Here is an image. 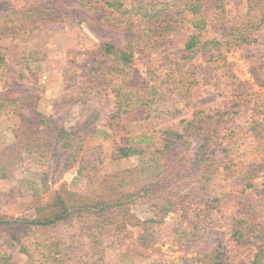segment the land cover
<instances>
[{
    "label": "rangeland",
    "instance_id": "obj_1",
    "mask_svg": "<svg viewBox=\"0 0 264 264\" xmlns=\"http://www.w3.org/2000/svg\"><path fill=\"white\" fill-rule=\"evenodd\" d=\"M260 1L261 12H255L259 22L264 21V0ZM46 5L55 9L57 19L42 21L36 30L25 33L15 17L23 0H0V47L8 61L5 77L0 79V95L16 99L18 106L27 98H34L24 104H35L39 113L56 120L76 136L78 146L84 143L79 161L90 156V160L103 162L92 163L81 173L80 163L61 171L53 155L16 165L8 180H0V217L35 218L34 203L39 198L48 200L60 193L74 218L50 231L48 237L61 243L63 264H212L213 250L219 245L225 253L224 264H251L255 253L253 239L247 236L238 243L232 239V229L250 205L258 222L264 224V140H252L247 133L255 106L264 105V24L256 33L257 43L225 53L230 79L222 78L220 70L213 71L212 64L205 65L198 60L195 63L202 83L194 88L191 97L178 100L165 90L156 97L162 98L151 105L148 118L145 104L152 98L144 88L153 77L148 67L152 58L139 55L136 67L129 71L127 78L137 90L135 104L129 114L114 119L116 99L111 83L121 84L123 76H111L108 83L100 84L89 82V71L93 58L100 54L99 45L112 44L117 49H125L131 42V32L100 21L83 6L82 0H38L36 8ZM8 14L11 18L7 20L1 17ZM236 16L247 20L246 13L239 12ZM186 36L181 35L169 50L177 54L178 60ZM28 52L45 57L26 65L22 57ZM256 72L262 85L256 82ZM238 83L245 84L240 92L233 86ZM242 91L248 97H241ZM198 111L212 116L220 113L212 120V126L225 138L224 143L234 134H240L235 138L240 143L239 160L258 167L255 188L244 191L241 183L224 182L222 189L218 187L215 193H206L202 190L203 184H194L195 197L188 202V210L201 212L207 207L210 214L197 243H185L180 238V227L187 224L182 209L169 213L165 222L155 224L151 223L154 214L150 207L138 203L130 209L145 226H130L122 237L106 236L94 248L95 244L88 239L92 224L89 220L82 222L77 215L82 201H98L102 193L109 194L106 177L126 170H139V187L158 182L162 176L161 162L152 154L162 149L161 132H182ZM14 124L12 115H0V152L14 143ZM121 147L146 149L149 155L117 160L116 151ZM215 152L221 157L219 146ZM219 181L214 183L218 185ZM206 194L217 200L211 208L206 203ZM98 248L100 252L96 253ZM4 254L11 257L10 264H27L8 233L0 229V256Z\"/></svg>",
    "mask_w": 264,
    "mask_h": 264
},
{
    "label": "trees",
    "instance_id": "obj_2",
    "mask_svg": "<svg viewBox=\"0 0 264 264\" xmlns=\"http://www.w3.org/2000/svg\"><path fill=\"white\" fill-rule=\"evenodd\" d=\"M37 1L23 0V6L17 8L16 23H21L25 33L36 30L42 21L57 19L54 8L49 5L36 8ZM82 2L100 21L131 32V42L125 49H117L112 44L99 45L100 54L93 58L89 71V82L97 81L100 84L108 83L111 76H123L121 84L111 83L114 85L112 94L116 99L114 119L129 114L135 104L137 90L127 78L130 77L129 71L132 72L136 67L139 55L144 54L152 58L148 61V67L153 77L150 78V85L144 88L152 98L145 104L148 118L151 105L162 98L160 96L156 99L165 90L171 92L178 100L191 97L194 88L202 83L198 79L200 73L195 63L198 60L205 65L212 64L213 71L220 70L222 78L230 79V71L226 72L225 53L242 50L257 43L256 33L262 30L264 24V21H258L255 14L257 10L260 11V0ZM239 12L246 13L247 20L238 18L236 14ZM9 15L1 17L7 20L11 16ZM231 15L234 17L230 19ZM184 33L187 36L183 39L181 57L178 60L177 54L169 50ZM44 57V54L28 52L23 55L22 60L28 65L30 62L42 61ZM7 62V57L0 47V79L5 77L4 74L8 70ZM255 78L258 84H263L257 72ZM244 85L233 84L239 92ZM242 92L241 97H248ZM30 98L31 101L35 100ZM30 98L18 106L16 99L0 95V115H12L15 120V141L0 152V180H8L10 171L20 163L41 161L52 155L61 171L80 163L81 173L92 163L103 162L101 159L90 160V156H84L79 161L84 143L78 146L76 136L56 120L39 113L34 103L31 106L25 105V101L29 102ZM22 105H25V108ZM234 106L239 107V104L234 103ZM218 116L220 113L212 116L204 115L200 111L194 112L193 119L186 124L182 132H161L162 149L152 154L159 157L161 162L162 176L158 182L139 187V170L134 168L106 177V185L111 195L102 193L98 201H82L76 214L82 222L89 220V224H92L88 228V239L95 244L94 248L106 236L122 237L130 226H145L130 209L138 203L150 207L154 214L151 223L155 224L165 222L169 213L182 209L183 215L187 216V224L180 227V238L185 243H197L210 214L207 207L201 212L188 210V202L195 197L194 184H203L202 190L206 193H215L214 189L218 187L222 189L221 184L224 182L241 183L244 191L255 188L254 180L259 172L257 165L239 160L240 143L235 138L240 137V134H234L224 143L225 138L219 136L216 129L213 130L212 120ZM247 133L252 140H264V105L255 106ZM220 141L222 142L219 143ZM218 146L222 150L221 157L215 152ZM116 153L117 160L148 154L146 149L133 147H121ZM217 179H220L218 185L214 183ZM205 200L209 207L217 201L207 194ZM33 208L37 212L35 218L14 220L0 217V229L8 233L10 241L26 257L27 264H63L61 243L48 237V234L74 218L65 198L60 193H55L48 200L39 198ZM119 211H123L120 212L122 215L118 214ZM255 214L254 207L250 205L242 217L236 220L232 239L239 243L243 238L250 236L255 247L251 264H264V224L258 222ZM38 234L42 237L38 238ZM220 247L221 245L213 250L212 264H224L225 253L221 252ZM99 252L100 249H96V253ZM10 262V256H0V264Z\"/></svg>",
    "mask_w": 264,
    "mask_h": 264
}]
</instances>
